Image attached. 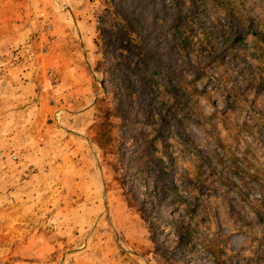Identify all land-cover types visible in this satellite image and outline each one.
<instances>
[{"label":"rangeland","instance_id":"1","mask_svg":"<svg viewBox=\"0 0 264 264\" xmlns=\"http://www.w3.org/2000/svg\"><path fill=\"white\" fill-rule=\"evenodd\" d=\"M205 245L264 264V0H0V264Z\"/></svg>","mask_w":264,"mask_h":264},{"label":"trees","instance_id":"2","mask_svg":"<svg viewBox=\"0 0 264 264\" xmlns=\"http://www.w3.org/2000/svg\"><path fill=\"white\" fill-rule=\"evenodd\" d=\"M177 204H180V202H176ZM129 205V204H128ZM129 207H133V206H131V205H129ZM183 234H188V232L187 231H185V232H183ZM207 251H209V253L210 254H212L213 255V257H212V260H213V263L214 264H226L224 261H223V259H221L220 257L221 256H219V255H217L218 254V250H210V248H207L208 246H203Z\"/></svg>","mask_w":264,"mask_h":264}]
</instances>
